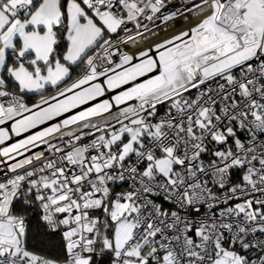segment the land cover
Listing matches in <instances>:
<instances>
[{
	"label": "snow or ice",
	"instance_id": "obj_1",
	"mask_svg": "<svg viewBox=\"0 0 264 264\" xmlns=\"http://www.w3.org/2000/svg\"><path fill=\"white\" fill-rule=\"evenodd\" d=\"M0 264H264V0H0Z\"/></svg>",
	"mask_w": 264,
	"mask_h": 264
}]
</instances>
